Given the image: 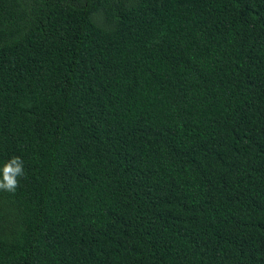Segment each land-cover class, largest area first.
Listing matches in <instances>:
<instances>
[{"label": "trees", "instance_id": "1", "mask_svg": "<svg viewBox=\"0 0 264 264\" xmlns=\"http://www.w3.org/2000/svg\"><path fill=\"white\" fill-rule=\"evenodd\" d=\"M0 264H264V0H0Z\"/></svg>", "mask_w": 264, "mask_h": 264}, {"label": "clouds", "instance_id": "2", "mask_svg": "<svg viewBox=\"0 0 264 264\" xmlns=\"http://www.w3.org/2000/svg\"><path fill=\"white\" fill-rule=\"evenodd\" d=\"M24 176L22 158H10L0 167V191L14 194L19 186V179Z\"/></svg>", "mask_w": 264, "mask_h": 264}]
</instances>
